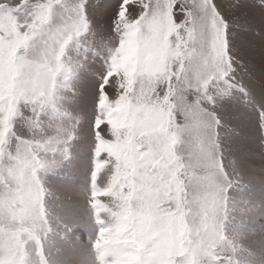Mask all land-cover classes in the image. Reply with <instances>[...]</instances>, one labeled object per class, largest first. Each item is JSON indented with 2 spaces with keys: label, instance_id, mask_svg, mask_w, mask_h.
<instances>
[{
  "label": "snow or ice",
  "instance_id": "1",
  "mask_svg": "<svg viewBox=\"0 0 264 264\" xmlns=\"http://www.w3.org/2000/svg\"><path fill=\"white\" fill-rule=\"evenodd\" d=\"M257 16L264 55V0H0V264H264Z\"/></svg>",
  "mask_w": 264,
  "mask_h": 264
},
{
  "label": "rangeland",
  "instance_id": "2",
  "mask_svg": "<svg viewBox=\"0 0 264 264\" xmlns=\"http://www.w3.org/2000/svg\"><path fill=\"white\" fill-rule=\"evenodd\" d=\"M103 4L104 0H100ZM226 4L229 3H236L237 0H224ZM101 18H106L104 14L103 8L100 9L99 12ZM261 31V22L259 17L250 18L249 21L245 23V33L241 36V43L244 47L245 54L249 56L250 63L249 67L251 69V82L250 87L254 90V94L256 95L257 99L264 92V55H262L261 50L259 47H256L255 50H249L247 45L248 41L254 39ZM248 114L254 115L255 111H258V105L254 108L253 106H248L246 109H243ZM257 144L258 138L255 135H252L249 140L248 147L252 151H257ZM257 167H259V161H253ZM76 181H73L75 183ZM65 195H72L71 191H66ZM73 199L75 197L73 196ZM260 224H264V219L257 218L256 226ZM83 233V230H78V234ZM84 239L86 240V234L84 235Z\"/></svg>",
  "mask_w": 264,
  "mask_h": 264
},
{
  "label": "bare ground",
  "instance_id": "3",
  "mask_svg": "<svg viewBox=\"0 0 264 264\" xmlns=\"http://www.w3.org/2000/svg\"><path fill=\"white\" fill-rule=\"evenodd\" d=\"M257 227H258V225H257Z\"/></svg>",
  "mask_w": 264,
  "mask_h": 264
}]
</instances>
